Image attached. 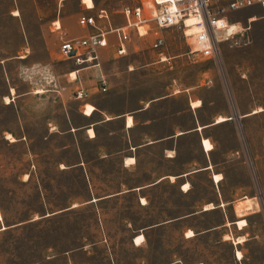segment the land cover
Masks as SVG:
<instances>
[{
	"label": "rangeland",
	"instance_id": "rangeland-1",
	"mask_svg": "<svg viewBox=\"0 0 264 264\" xmlns=\"http://www.w3.org/2000/svg\"><path fill=\"white\" fill-rule=\"evenodd\" d=\"M92 1L118 27L126 24L122 9L141 0ZM95 12L83 0H0V264H264V8L229 14L235 34L220 43L214 59L191 54V40L176 28L155 27L144 37L133 32L125 56L104 53L101 67L64 59L61 33L82 36L87 29L78 25L80 16ZM58 20L61 31L58 22L53 26ZM156 37L164 39L162 49L154 48ZM83 68L88 95L108 116L182 91L150 116L161 117L156 124L169 133L209 126L202 135L214 147L226 207H202L222 200L207 180L192 197L168 189L170 203L195 207L142 208L129 197L121 204L91 202L95 196L82 171L64 169L79 157L75 148H63L73 137L60 134L70 119L83 123V101L75 98L79 80L70 75ZM102 75L107 91L93 92ZM192 98L202 105L194 113L188 112ZM219 117L226 121L215 124ZM78 140L94 157L97 145L81 133ZM121 142L118 135L109 143ZM186 153L204 161L194 139ZM92 184L98 193L97 181ZM165 216L168 224L150 226ZM241 220L243 231L235 224ZM190 230L195 236L188 238ZM138 235L144 236L140 246L133 243ZM240 236L245 241L235 245Z\"/></svg>",
	"mask_w": 264,
	"mask_h": 264
},
{
	"label": "crops",
	"instance_id": "crops-1",
	"mask_svg": "<svg viewBox=\"0 0 264 264\" xmlns=\"http://www.w3.org/2000/svg\"><path fill=\"white\" fill-rule=\"evenodd\" d=\"M86 10H95L97 12L95 5L89 9L86 8ZM55 22L60 23V20ZM69 27L73 33L78 31L71 22H69ZM81 28L87 30H83V35L79 37H87L94 33V30L91 28ZM112 51L113 49L111 47L102 49L101 56L104 53H110ZM83 70L84 68L70 74L76 73L75 77L71 79L72 81L79 80L76 92L80 89L88 92L80 78V73ZM76 77L77 79H75ZM85 84H87L86 81ZM167 89L168 86H166ZM93 92H99L97 85L93 89ZM181 93L182 91L174 92L173 94L166 92L146 102H142V105L133 111L111 116H108L97 107L93 95L79 99L83 101L79 108L83 123L76 125L70 119L69 127L63 132H60L61 135L73 137L74 141L66 143L63 148L65 150L75 148L79 160L66 165V167L64 166V169H80L82 171L83 176L87 179L91 187V195L95 196V198L90 200L91 202L102 203L109 200L113 203L118 202L121 204L125 197H129L135 199L136 207L142 208L195 207L193 203H190L189 206L185 204L177 206L175 202L170 203L168 189L172 187L182 197H192L199 188L200 181L207 180L209 187L212 189L213 196H218L219 194L222 200L220 203L218 197L214 198L202 207H226L228 202L223 198L224 193L222 189L224 177L222 173L217 172V164L211 157L214 147L207 150L204 145V140L210 142L209 136L202 135L203 131L206 132L208 130L209 126L190 124L186 129H174L169 133L167 128L163 130L162 126L159 128L156 124L158 119H162L161 117L150 116L151 110L157 108L162 109L171 96H177ZM193 103L194 99L192 98L190 99V108L188 110L190 113H194L195 110L200 108H195ZM87 105L95 107L91 115L85 114ZM129 118L132 121L130 125ZM224 122H217L216 120L215 124ZM110 126H115V129ZM163 131L165 132L164 134H158V132L162 133ZM80 133L84 135L87 141L97 145L94 157L86 156L85 149L78 140ZM118 135L121 137V144L117 146L110 144L109 142ZM191 139L196 140L197 152L199 154L203 153L205 156L203 162L200 158L187 155L186 144ZM95 163L98 165L93 166ZM109 164L113 166L111 172L104 169V166L107 169ZM216 175L220 176L218 180L216 179ZM94 176L96 178H93ZM93 180L97 181L96 189L99 191L98 193H94L93 191ZM198 203L196 202V207H201ZM169 221V217L165 216L164 219L161 218L159 222L150 226H165ZM235 224L238 226V222H235ZM239 230L243 231L244 229L239 228ZM139 236L143 235H138L133 239L135 245L136 238ZM233 242L235 245L240 244L238 238L236 241L233 240Z\"/></svg>",
	"mask_w": 264,
	"mask_h": 264
},
{
	"label": "built area",
	"instance_id": "built-area-1",
	"mask_svg": "<svg viewBox=\"0 0 264 264\" xmlns=\"http://www.w3.org/2000/svg\"><path fill=\"white\" fill-rule=\"evenodd\" d=\"M83 4L87 9L90 8L85 0ZM255 6L264 8V0H141L134 7L122 9L126 24L118 27L112 25L106 9H98L95 15H82L78 20L81 27L92 28L96 32L87 37L76 38H64V34L60 32L62 43L58 53L64 59L74 60L78 65L101 67L102 49L111 47L114 55L125 56L133 32L144 37L155 27L162 30L176 28L187 40H191V54L214 59L221 53L220 43L228 41L235 34L234 31H229V14ZM53 26H56V22ZM56 30H62L60 23ZM164 44L162 37H156L153 46L155 49H162ZM106 84L102 75L98 91L106 92ZM86 97L88 92L82 89L76 92L77 99Z\"/></svg>",
	"mask_w": 264,
	"mask_h": 264
},
{
	"label": "bare ground",
	"instance_id": "bare-ground-1",
	"mask_svg": "<svg viewBox=\"0 0 264 264\" xmlns=\"http://www.w3.org/2000/svg\"><path fill=\"white\" fill-rule=\"evenodd\" d=\"M85 2H87L89 5V7L90 8H92L93 7V3H92V0H85ZM229 25V31H234L235 29H236V24H228ZM74 74V73H73ZM76 74V73H75ZM193 106L195 107V108H197V107H201V104H200V102H194L193 103ZM94 110H95V107L94 106H92V105H87L86 106V109H85V114L86 115H91L93 112H94ZM224 121H226V118H224V117H219L218 119H217V122H224ZM132 123V121H131V119L129 118V125ZM204 145H205V147H206V149L207 150H210V149H212V144L208 141V140H204ZM220 178V176L219 175H216V179L218 180ZM250 201V200H249ZM248 207L250 206V205H247ZM252 206V205H251ZM241 208V207H240ZM206 209H208V208H206ZM239 212H241V211H239ZM243 212V211H242ZM241 212V213H242ZM245 223H246V221L245 220H241V221H239L238 222V225H239V228L240 229H244V225H245ZM195 234H194V232L192 231V230H190L189 232H188V234H187V237H189V238H191V237H193ZM143 240H144V237L143 236H139V237H137L136 238V241H135V243H136V245H141L142 243H143ZM239 242H242V241H244V237H240L239 239ZM237 257L239 258V259H241L242 258V253L240 252V251H237Z\"/></svg>",
	"mask_w": 264,
	"mask_h": 264
}]
</instances>
